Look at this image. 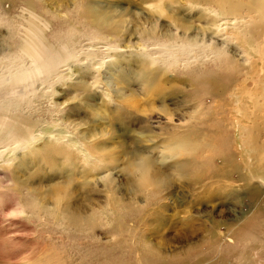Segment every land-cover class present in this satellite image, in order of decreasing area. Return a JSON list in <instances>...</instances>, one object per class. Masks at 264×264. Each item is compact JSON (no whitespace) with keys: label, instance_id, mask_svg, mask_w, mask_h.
Listing matches in <instances>:
<instances>
[{"label":"rangeland","instance_id":"374dc122","mask_svg":"<svg viewBox=\"0 0 264 264\" xmlns=\"http://www.w3.org/2000/svg\"><path fill=\"white\" fill-rule=\"evenodd\" d=\"M171 3L98 0L92 5L123 16L127 33L118 46L133 55L145 50L143 30L162 25L167 31V18L154 22L156 10L183 15L185 9L179 13ZM86 7V0H0V76L31 63L23 54L30 28V42L49 54L61 52L71 38L78 47L69 65L55 74L66 81L57 76L35 80L36 90L30 93L26 114L39 123L36 132L45 128L50 133L17 156L0 148L5 153L0 156V264H264V188L255 180L264 176V108L258 110L264 99L255 103L264 92L263 59L257 63L261 70L253 63L252 69L239 72L211 63L209 69L219 73L216 84L224 87L218 98L192 81L201 70H171L165 75L167 92L177 89L180 94L162 101L140 89L133 56L114 61L106 56L112 54L107 45L90 42ZM81 45L98 56L86 57ZM13 55L22 60L20 66L9 61ZM126 72L128 81L119 79ZM82 81L89 89L78 90ZM71 106L76 110L66 113ZM162 106L187 115L180 139L203 144L191 154L195 165L189 176L172 167L186 156L166 149L170 130L160 115ZM57 110L65 111L57 116ZM240 111L248 112V118L233 123L231 117L241 118ZM66 117L76 130L56 125ZM46 122L53 126H44ZM11 126L21 132L30 127ZM6 134V128L0 129V138ZM140 148L153 157L168 185L154 190L127 183L123 167ZM234 150L241 157L227 182L216 171ZM241 172L256 197L234 189Z\"/></svg>","mask_w":264,"mask_h":264},{"label":"bare ground","instance_id":"6f19581e","mask_svg":"<svg viewBox=\"0 0 264 264\" xmlns=\"http://www.w3.org/2000/svg\"><path fill=\"white\" fill-rule=\"evenodd\" d=\"M86 1L85 16L91 34L92 41L90 42H103L107 45L109 50L112 49V51H109L112 54L106 53V56L114 58V61L133 56L132 66L134 68L132 71L133 75L136 74L135 80L139 81L140 89L162 101L173 94H180L177 89L167 92L168 88L165 85L170 80L165 75L171 70H180L179 72L201 70V73L195 75L192 81L195 85H203L209 91L208 93L218 98L222 97L225 92L223 91L224 87L216 84V77L219 73L216 74V72L209 69L211 63L218 68L221 67L233 72L248 69V66L252 69L253 63L255 68L262 69L257 63H262V59L264 61V0H171V6L175 7L179 13L181 7L185 9L183 15L179 17L177 12L173 11L175 14L169 16L163 9L156 10V13L152 14V17L155 18L154 22H159L163 17L167 18L170 21L169 24H163L168 26L167 31L163 32L162 25H160V29L153 25L143 30L140 33V39L145 50L135 52L133 55L120 52V46H118L119 41L127 33L124 30L125 19L123 16L111 15V11L109 13L92 5L97 3L98 0ZM16 30L21 32L19 28H16ZM29 32L33 34L34 30L30 28ZM31 34L26 35L27 41L23 45V54L30 57L31 63H27L28 65L24 69L11 68L0 76V129H7L6 136L0 138V148L3 147L5 151H13L14 156H17L18 151L30 146L33 140L41 137L43 133H50V130L45 128L40 133L36 132L35 129L39 123L30 121L28 117H31V114L29 113V116L26 114L28 113V104L32 101L30 93L36 90L34 81L39 79L50 81L51 78L55 80L57 71L63 66L69 65V60L74 59L73 57H75V52L78 49L76 46L77 42L71 38L61 48V52L49 54L42 50L38 42L35 44L30 42L32 39ZM247 39L252 40L254 43L253 48H251L252 42L246 44ZM81 46L82 51L87 55L86 57L94 53H97L96 56H98L99 53L97 51L87 49L84 45ZM232 46L235 48L234 50L230 48ZM38 47H40L39 50ZM99 51L101 52L102 50L99 49ZM255 57H258V59L255 60ZM9 61L17 63L18 58L13 55L9 58ZM18 63L20 66L23 62L21 60ZM100 63L103 65L104 61H100ZM207 72L213 73V75H207ZM242 72L245 74L247 71ZM130 76L129 72L122 73L119 75V79L128 81ZM57 79L64 81L66 78L61 75L57 76ZM94 81L98 83L100 79L95 77ZM49 87L53 88V84L49 85ZM76 87L80 91L89 89L87 81H82ZM261 92V96H257L256 104H258L259 98L264 99V92L262 90ZM121 97L124 96L121 95ZM52 106L54 109L57 108L56 104H52ZM263 108L264 103L258 110ZM74 110H76L75 106H71L66 110V113ZM64 111L57 110V116ZM160 111V115L166 118L165 122H168L167 127L170 130V135L165 138L166 149L173 155L186 156L184 161L175 162L172 167H175L181 176H189L187 174L190 173V170L195 165L191 159V154L203 144L198 141L192 142L189 141L190 139L179 138L178 135H180L181 128L187 125L185 121L187 115L185 113L183 115L179 112L171 113L165 106H162ZM247 113L246 111H240L241 118L231 117L233 123L245 120ZM160 115L159 117H162ZM193 115L194 113L190 114L192 117ZM173 116L178 117L179 120L173 122ZM229 123L232 122L230 121ZM21 124H29V130L21 132L11 126L13 125L20 129ZM44 124L46 127L53 126L49 122ZM56 125L67 129H77V126L70 121V117L61 118ZM132 141L138 142V139L133 138ZM206 143L209 144V141H206ZM4 154L1 152L0 156L3 158L5 157ZM240 157L237 150L230 154L227 153L225 166L219 172L216 171V173L229 182L228 180L231 179L230 171L236 167L234 161L240 159ZM123 168L128 175L127 183L132 185V187L136 186L139 189L152 187L157 190L169 184L160 174V171L154 168L153 157L146 155L141 151V148L133 152L130 160ZM244 175L243 172L240 173V177L237 180L238 185L234 189L238 191L242 189L244 192L256 197L257 191L248 189L247 181H245L246 176ZM255 180L261 188H264V176H260ZM234 191L237 192L236 190Z\"/></svg>","mask_w":264,"mask_h":264}]
</instances>
